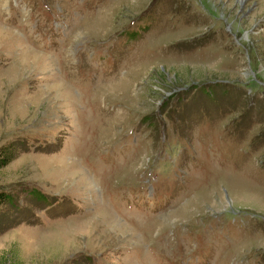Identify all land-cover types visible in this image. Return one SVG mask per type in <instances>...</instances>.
<instances>
[{
  "label": "rangeland",
  "instance_id": "374dc122",
  "mask_svg": "<svg viewBox=\"0 0 264 264\" xmlns=\"http://www.w3.org/2000/svg\"><path fill=\"white\" fill-rule=\"evenodd\" d=\"M2 146L0 264H264V0H0Z\"/></svg>",
  "mask_w": 264,
  "mask_h": 264
},
{
  "label": "trees",
  "instance_id": "16d2710c",
  "mask_svg": "<svg viewBox=\"0 0 264 264\" xmlns=\"http://www.w3.org/2000/svg\"><path fill=\"white\" fill-rule=\"evenodd\" d=\"M13 151L10 147L2 146L0 148V166L7 163L13 156ZM9 193L0 190V204L9 199Z\"/></svg>",
  "mask_w": 264,
  "mask_h": 264
},
{
  "label": "bare ground",
  "instance_id": "6f19581e",
  "mask_svg": "<svg viewBox=\"0 0 264 264\" xmlns=\"http://www.w3.org/2000/svg\"><path fill=\"white\" fill-rule=\"evenodd\" d=\"M38 57V56H37ZM38 59V58H37Z\"/></svg>",
  "mask_w": 264,
  "mask_h": 264
}]
</instances>
